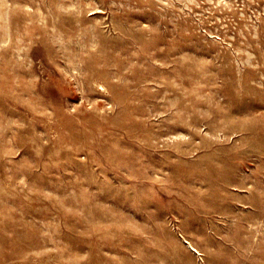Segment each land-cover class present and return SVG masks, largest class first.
<instances>
[{
    "label": "rangeland",
    "instance_id": "rangeland-1",
    "mask_svg": "<svg viewBox=\"0 0 264 264\" xmlns=\"http://www.w3.org/2000/svg\"><path fill=\"white\" fill-rule=\"evenodd\" d=\"M0 264H264V0H0Z\"/></svg>",
    "mask_w": 264,
    "mask_h": 264
}]
</instances>
